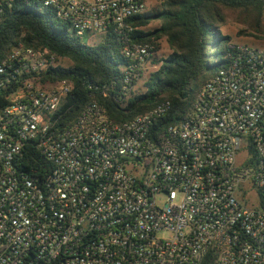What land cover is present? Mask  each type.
<instances>
[{
    "label": "built area",
    "instance_id": "obj_1",
    "mask_svg": "<svg viewBox=\"0 0 264 264\" xmlns=\"http://www.w3.org/2000/svg\"><path fill=\"white\" fill-rule=\"evenodd\" d=\"M16 1L0 0V23ZM33 1L81 42L118 37L123 95L152 66L132 39L146 0ZM229 58L177 125L168 104L118 123L98 101L68 123L72 86L48 80L62 64L14 47L0 62V264H264V47L232 42ZM29 149L46 160L35 173L20 171Z\"/></svg>",
    "mask_w": 264,
    "mask_h": 264
},
{
    "label": "trees",
    "instance_id": "obj_2",
    "mask_svg": "<svg viewBox=\"0 0 264 264\" xmlns=\"http://www.w3.org/2000/svg\"><path fill=\"white\" fill-rule=\"evenodd\" d=\"M161 6L133 19L132 39L154 47L152 66L158 67L144 82L143 95L133 92L137 82L129 86V96L122 94L128 61L116 35L108 32L99 44L84 45L52 9L33 0H17L0 23V62L19 44L49 51L62 65L48 70V80H66L72 86L63 106L68 123L98 101L118 123L168 104L163 123L177 125L191 111L201 88L229 62L234 40L224 32L228 22L243 25L242 34L264 40V0H163ZM156 23L160 27L150 28ZM165 38L172 53L160 58ZM45 161L41 153L29 149L20 171L35 173Z\"/></svg>",
    "mask_w": 264,
    "mask_h": 264
},
{
    "label": "rangeland",
    "instance_id": "obj_3",
    "mask_svg": "<svg viewBox=\"0 0 264 264\" xmlns=\"http://www.w3.org/2000/svg\"><path fill=\"white\" fill-rule=\"evenodd\" d=\"M148 11H152L154 9L162 8L161 4L163 0H146ZM32 6V4H30ZM39 10H42L41 8ZM57 19H55V22L57 23ZM161 23H156L155 25H152L150 28L154 27H160ZM61 30H63V27H60ZM245 29V27L235 21H230L227 23V25L224 28V32L227 35H230L234 42L236 43H242V44H250V45H256V46H263L264 47V40L256 39L253 36H249L247 34H242L241 30ZM104 38L103 34H95L91 35L90 37L84 39L82 43L87 46H95L99 44ZM215 50V49H214ZM172 53L168 41L165 38L162 41V49L158 53V57L165 58L169 56ZM158 68H155L153 66L150 67L149 71L142 77V79L136 84L134 88V93L137 95H143L146 93V88L144 86V82L148 78L149 74Z\"/></svg>",
    "mask_w": 264,
    "mask_h": 264
}]
</instances>
